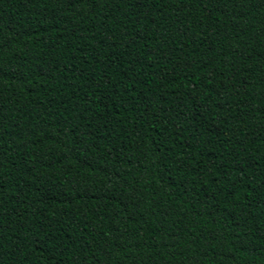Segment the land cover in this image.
<instances>
[{
  "label": "trees",
  "instance_id": "16d2710c",
  "mask_svg": "<svg viewBox=\"0 0 264 264\" xmlns=\"http://www.w3.org/2000/svg\"><path fill=\"white\" fill-rule=\"evenodd\" d=\"M0 264H264V0H0Z\"/></svg>",
  "mask_w": 264,
  "mask_h": 264
}]
</instances>
